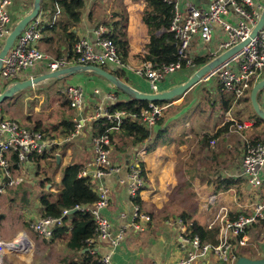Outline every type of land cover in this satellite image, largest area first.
I'll return each instance as SVG.
<instances>
[{
	"label": "crops",
	"instance_id": "obj_1",
	"mask_svg": "<svg viewBox=\"0 0 264 264\" xmlns=\"http://www.w3.org/2000/svg\"><path fill=\"white\" fill-rule=\"evenodd\" d=\"M33 3L34 0H13L9 6L12 24L30 12ZM183 5L184 7L189 5L206 7L208 0H184ZM147 6L146 0H86L82 21L78 27H73L71 30L79 38L85 37L95 42V30L100 25L105 24L108 34L120 38V41H118L125 51L124 63L126 65L120 67L109 63L104 68L140 91L155 92L149 80L145 76L136 73V69L140 66L143 58H145L146 46L150 37L149 26L145 21ZM124 11L127 12L128 21L127 26L122 29L116 17L120 12ZM61 14V8L59 7L58 10L51 0L42 1V8L38 18L42 21L43 29L42 37L38 41V48L52 58L69 57L72 54L65 31L60 26L54 28L55 21L61 17ZM220 37L219 30L215 31L208 46L202 40H197L194 45L195 56L206 55L210 57L211 52L219 53ZM193 71L194 68H187L167 76L159 82L158 91L169 89L182 83L191 76ZM43 73H45L43 69H35L33 71L34 76ZM49 80L67 84L56 99L55 107L49 109V111H55L53 117L48 120L34 118L32 111H25L28 114L27 116L32 115L27 119L35 122L33 129L43 131L55 141L49 155L50 157H48L54 156L55 158L53 159L54 163L48 167V174L53 176V180L42 183V178L40 181L42 193L49 191L56 193L61 189L63 169L68 164L80 163L83 167H88L95 160L93 138L99 131L100 124L95 120L87 119L82 134L73 138H69L73 129L69 130V124H73L74 127L76 118L79 120L86 118V115L96 102L115 104L107 100L109 94H114L117 97L116 102L130 99L125 93L118 91L103 76L91 71H82L64 78ZM42 82L32 86L30 94H33L36 98H40L37 85L42 84ZM71 85H81L88 93L86 108L79 114L76 109L71 108L66 94V89ZM213 95L221 97V102L227 112L225 119L205 120L202 126L197 127L207 116H203L202 120L193 121V117L187 118V115L191 111H196V109H200V111L206 110V107L199 108V105L203 103L201 102L203 100L211 103ZM228 96L231 97V100L226 99ZM228 96L223 95L217 79L201 81L185 94L169 102L170 105L166 108L165 115L150 128L152 135L142 141V143L133 144L132 137L123 135L121 130L113 131L115 144L112 160L120 169L113 175L103 179V183L111 190L110 205L103 212L110 219L114 232L124 231V239L115 248L107 240L103 239L93 243L100 255L110 254L116 264H176L178 260L187 257L193 251L191 244L183 240V236H191L193 222H198L207 230L213 231V238L218 241L219 223L211 225V222L222 208H226L229 216L235 218L239 213L250 212L252 210L251 206L264 199V187L257 188L253 186L248 178L243 175V156L239 157V154H234L226 157V154L222 153L220 145L216 149H212L214 147L211 144L207 147V144L203 142L205 135L215 133L227 122L244 121L239 117L237 119L234 118L233 116H236V113L232 116L231 110L233 111L234 104L245 103L247 111L249 106H252L251 100L248 99V94L236 102L233 94L230 93ZM258 98L264 109V90L260 91ZM226 101H231L229 109L226 107ZM5 102L0 104V114H2L1 105ZM203 106L205 105L203 104ZM37 110H39V103L33 109L34 112ZM253 111L254 109L252 111L249 110L248 113L252 114ZM250 117L254 118V115ZM248 120L253 123L250 127L256 129V135L254 136L256 138L264 130V123L256 126L254 119ZM227 134L228 132L223 133L216 138V141L219 142ZM141 150L146 151L143 158L137 154ZM207 150L211 153L215 152V156H217L219 161H221L222 157H226L225 163L227 166L218 168V171H215L214 166L210 164L196 163L194 161L195 156H205ZM10 157L17 175H21V166L29 167L30 170L36 169L35 171H37L38 164L35 159L40 156L34 157L26 164L18 162L14 152L10 153ZM135 157H140L141 159L145 178V187L136 199L130 194L128 181ZM32 161L36 163L35 168H33ZM20 184L0 195V206L2 209V214H0V236L8 242L15 240L21 232H27L23 223L17 225L19 227L17 231L14 233L10 232L7 229L8 225L4 210V204L9 198L7 195L12 191L16 192L21 186ZM213 196L215 197L212 200ZM135 200H138L137 202H139L141 209L150 217V221L143 223L142 230L132 226ZM43 210V205L40 203L37 206L35 205L34 211H31L30 221H32L27 220L25 222V226L29 227L31 231V223L43 214ZM67 215L72 214L68 213ZM62 222L71 228V218L65 221L61 219L60 224ZM60 224L57 223L55 225L54 234L57 225ZM251 227V231H249L250 244L238 247V257L239 255L250 258L264 257V221ZM45 242L49 243L47 253L50 246L56 242L58 243V250L64 246L67 252H60L61 255L58 256L60 260L53 259V262L49 261L48 263L45 259L46 252L43 257L9 253L6 259L9 263L16 260L18 264H43V261H45V264H55L54 262L67 264L70 260H82L84 257L82 254L88 251V248H86L80 252H75L66 246L64 239H54V236ZM242 248L251 250L253 254L248 252L240 254ZM193 264L225 263L210 254L197 259Z\"/></svg>",
	"mask_w": 264,
	"mask_h": 264
},
{
	"label": "built area",
	"instance_id": "obj_2",
	"mask_svg": "<svg viewBox=\"0 0 264 264\" xmlns=\"http://www.w3.org/2000/svg\"><path fill=\"white\" fill-rule=\"evenodd\" d=\"M13 0H0V51L5 40L12 30V18L9 6ZM172 6L173 16L169 31L177 40L178 60L170 64L158 65L156 62L143 58L136 73L145 76L155 92L159 82L167 76L185 68H195L194 45L202 40L206 46L211 42L215 31L220 32V52H211L214 58L221 52L228 50L241 40L245 39L258 22L264 8V0H208V5L184 7V0H165ZM42 21L38 17L33 19L17 37L14 45L6 55L0 70V89L11 86L18 80L34 77L35 69L52 72L69 65H97L105 66L112 63L120 67L126 64L118 44L108 36L107 26L100 25L95 30V42L81 37L73 47V56L52 58L38 48V41L42 37ZM212 59V58H211ZM264 77V27L259 34L242 50L224 61L217 68L208 73L202 81L217 79L221 91L234 95V101L245 97L252 80L256 82ZM71 108L78 114L85 110L88 93L81 85H71L66 89ZM114 94L107 96L108 101L116 102ZM167 103L150 102L139 112H129L124 109H112L111 104L96 102L86 115V118L75 119V124L69 138L82 134L87 119L95 120L98 124L107 123L106 129L99 128L94 135L93 145L95 160L88 167L79 172L80 177H89L94 182V189L98 199L92 205L77 206L75 208L90 212L96 222V234L91 243L100 239L107 240L113 248L124 239V231L114 232L110 219L104 210L110 205L111 190L103 183V179L119 171V166L112 160L114 138L112 130L119 131L127 118L140 120L147 128L155 125L164 115ZM237 121H233L235 125ZM242 123V122H241ZM240 128L249 125L244 122ZM54 139L38 129H29L18 120L0 114V195L8 189L24 181L22 175H17L13 168L10 153L14 152L21 164L30 162L36 156H49L54 146ZM216 141H211V146ZM145 150L137 154L143 158ZM243 175L257 188L264 187V142L261 140H247L242 158ZM131 196L136 199L145 187L144 167L140 157H135L128 177ZM215 196L211 199L213 200ZM69 210L63 212L68 214ZM133 228L142 230L143 223L150 221L149 215L141 209L135 200L133 214ZM264 221V199L252 206L250 212H242L231 218L226 208L212 220L211 225L219 223V240L216 244L203 242L198 236H183V240L193 247L187 257L176 264H193L197 259L210 254L216 256L225 264H235L238 259V247L249 244V230L251 226ZM61 218L41 215L31 224L33 233L41 240L46 241L54 236L56 224ZM145 224V223H144ZM21 232L13 241H6L0 236V264H10L6 258L9 253L28 254L34 250V244L27 235L30 246L20 244ZM92 252H96L92 250ZM101 264H116L110 254L100 255Z\"/></svg>",
	"mask_w": 264,
	"mask_h": 264
},
{
	"label": "trees",
	"instance_id": "obj_3",
	"mask_svg": "<svg viewBox=\"0 0 264 264\" xmlns=\"http://www.w3.org/2000/svg\"><path fill=\"white\" fill-rule=\"evenodd\" d=\"M147 9L145 15V21L149 26L150 37L147 44V52L145 58L156 62L158 65L170 64L178 60L177 54V40L174 34L169 31L171 24V19L173 16L172 6L169 5L165 0H146ZM53 5L59 10H62L61 17L55 21L54 28L60 26V28L65 31L67 36V41L69 42L70 51L73 56L74 44L80 39L79 36L71 30L73 27H78L82 21L83 11L86 6V0H51ZM107 23V22H104ZM53 28V29H54ZM43 26L41 28V31ZM160 30V31H159ZM115 40L119 45L122 53V59L125 61V51L123 46L119 43L120 38L113 35L107 34ZM117 38V39H116ZM119 40V41H118ZM123 49V50H122ZM59 58V57H57ZM195 68L200 67L206 62L210 61L209 56H195ZM187 68L183 67V71ZM179 72V71H178ZM177 73V72H176ZM256 80H252L250 88L248 90V99H250V93ZM169 101H157V103H167ZM149 101L136 100L130 98L129 100L117 101L115 104L111 105L112 109H124L129 112H139L142 108L149 105ZM226 107L229 109L231 107V101H226ZM255 125L259 126L264 123L258 115L254 116ZM233 122H227L222 128L217 130L213 134H207L203 138V142L210 146L211 141L215 140L223 133L230 131V126ZM109 124H100V128L106 129ZM69 130L73 128V124H69ZM120 130L123 135L127 137H132L133 144L142 143L146 138L152 135L150 128H147L140 120L127 118L124 120ZM119 130V131H120ZM112 130L111 134L113 135ZM252 140H261L264 142V130L261 131L256 138ZM251 140V141H252ZM40 156L35 159L38 164L39 173L43 174L42 183L45 181H52L53 176L49 175L46 170L41 167L44 161L48 167H50L54 162V156ZM51 161V162H50ZM83 166L80 163H70L64 167L61 179V189L54 192H46L40 196V203L43 205L44 216H52L55 218H61L62 221L68 218L72 219L71 228L66 226L64 222L57 225L55 230L54 239H64L66 241V246L75 251L80 252L83 249L88 248V251L84 252L82 260H70L67 264H101L100 254L96 251L93 243L90 242L91 239L95 237L96 234V222L94 216L85 210L79 209L72 215H64L65 210L74 209L77 206L92 205L98 199V193L94 189V182L89 177H80L79 172L82 170ZM43 170V171H42ZM138 201V200H137ZM191 236L198 235L203 242H213L216 244L218 241L214 240V232L207 230L205 227L200 225L198 222H193L191 226ZM95 250L96 252H92ZM244 256V255H239Z\"/></svg>",
	"mask_w": 264,
	"mask_h": 264
},
{
	"label": "rangeland",
	"instance_id": "obj_4",
	"mask_svg": "<svg viewBox=\"0 0 264 264\" xmlns=\"http://www.w3.org/2000/svg\"><path fill=\"white\" fill-rule=\"evenodd\" d=\"M116 20L120 26V28L124 29V27L127 26L128 16L127 12H120ZM14 23L12 25H15ZM213 58L210 56V59ZM196 69V68H194ZM53 80V79H51ZM45 82V83H44ZM67 86L64 82L59 81H50L45 80L42 82V84L37 85L38 87V94H40V98H36L33 96V94H30L32 91V87H29L23 91H21L19 94H17L15 97H13L10 100H7L3 105H1L2 109V115L5 117H10L18 120L23 126L33 129L35 127V122L29 121L27 118L31 117L32 115L34 118H43L44 120H48L53 117L54 110L49 111L51 107H55L56 105V99L58 98L61 91L65 89ZM1 92V89H0ZM207 93V92H206ZM203 94V93H202ZM230 93L224 91L223 95L228 96ZM206 97V94H205ZM212 102L209 103L208 101H201L203 102L201 105H199V108H205L206 110L200 111V109H196L194 112H190L189 115H187V118L193 117V121L202 120L203 116H207L206 119H203L197 127L202 126L205 123V120H216L219 118L220 120L225 119L226 116V109L224 108V105L221 102L220 96H214L212 97ZM207 99V98H205ZM227 100H231V97L228 96L226 98ZM39 103V110L36 112L33 111L34 106ZM203 104L205 106H203ZM249 110L252 111L253 107L250 105ZM249 110L247 111V105L245 103L240 104H234L233 111L231 110L232 116L236 113V116H233L234 118H241L244 120L242 123L246 122L249 127L247 128H240L239 124H242L240 121H237L235 125L230 126V131L228 134L224 137H222L219 142L216 141V144L212 145V149H216L217 146L221 147L222 153L226 154L227 156H232L234 154H239V157L243 156L245 151V145L247 140H252L254 136L256 135L255 130L252 129L251 124L252 122H249L248 119H253L250 117L251 115H256L255 111L252 112V114H249ZM28 111H32V115L27 116L28 114L25 113ZM226 157H222L221 161L218 160L217 156H215V152L211 153L209 150H207V153L205 156L199 155L195 156L194 161L196 163L199 162V164H210L214 166L215 171H218V168H224L226 165ZM33 162V168L36 167V163ZM41 167L43 170H47L48 173V165L43 161L41 164ZM36 170V169H35ZM30 170L29 167L21 166L20 174L25 178L24 181L21 182V186L15 191L10 192L7 196V202L4 204V210H5V216H6V223L8 225V230L12 233L17 231L19 227L18 224L23 223L24 228L29 233L28 236H30L31 240L34 244V250L33 252H27L31 256H45L47 253V249L49 247V243H46L45 241H41L38 239L33 231L29 229V227L25 226V222L28 220L30 221V216H32L31 211L35 210V205L37 206L40 204V196L44 193H42V188L40 186V181L42 180L43 174L39 173L38 168L37 171ZM42 170V171H43ZM50 170V169H49ZM39 173V174H38ZM253 205V204H252ZM252 207V206H251ZM1 206H0V214L1 212ZM205 219L204 217H202ZM36 220V219H35ZM34 220V221H35ZM32 221V220H31ZM30 221V222H31ZM252 228V227H251ZM250 228V229H251ZM251 231V230H249ZM23 237H25L24 234H21ZM21 237V236H20ZM25 239L28 241V239L25 237ZM251 241V239H250ZM250 244V242H249ZM51 248V249H50ZM49 251L47 255L45 256V259L47 263L49 261L53 262V259L60 260L58 256H60V252H67L66 248L63 246L60 250H58V243L56 242L52 246H50ZM46 252V253H45ZM250 253L253 254L251 250H245L242 248L240 250V254L242 253ZM45 253V254H44ZM44 254V255H43ZM42 259V258H41ZM7 260V259H6ZM8 262V261H7ZM12 264H18V262L15 260L14 262L11 261ZM10 263V264H11ZM57 264V262H54ZM39 264V263H38ZM43 264H45V261H43Z\"/></svg>",
	"mask_w": 264,
	"mask_h": 264
},
{
	"label": "water",
	"instance_id": "obj_5",
	"mask_svg": "<svg viewBox=\"0 0 264 264\" xmlns=\"http://www.w3.org/2000/svg\"><path fill=\"white\" fill-rule=\"evenodd\" d=\"M42 1L43 0H34L31 11L25 14L13 26L11 32L9 33V35L5 40L2 50L0 51V70L2 68L4 58L6 57L12 46L14 45V42L16 41L17 37L23 32L26 26L33 19L39 16L40 10L42 8ZM263 27H264V8L262 10L258 22L256 23L250 34L245 39L241 40L240 42H238L228 50L221 52L218 56L210 59V61L206 62L200 67L194 69V71L192 72L191 76L188 79L169 89H165L157 92H143L135 88L128 82L124 81L114 73H111L103 66L74 64L58 69L56 71L45 72L43 74L31 78L18 80L14 82L11 86L5 88L2 92H0V104L12 98L18 92L26 88L32 87L36 84H39L42 81L53 78L56 79L64 78L82 71H91L95 74L103 76L109 83L114 85L118 91L125 93L127 96H129L132 99L145 100L149 102L173 100L174 98L185 94L192 87L199 84L208 73H210L220 64H222L224 61H226L227 59L238 53L240 50H242L259 34V32L263 29ZM262 90H264V77L258 80L257 82H255L250 93V100L255 113L262 120H264V109L261 106L258 98L259 93ZM77 211H78L77 208L71 209L69 210V214H73ZM235 264H264V257L250 258L248 256H240L238 257Z\"/></svg>",
	"mask_w": 264,
	"mask_h": 264
},
{
	"label": "bare ground",
	"instance_id": "obj_6",
	"mask_svg": "<svg viewBox=\"0 0 264 264\" xmlns=\"http://www.w3.org/2000/svg\"><path fill=\"white\" fill-rule=\"evenodd\" d=\"M25 235V234H24ZM25 237L28 239V237H27V235H25ZM25 237H23L22 235H21V237H20V244L21 245H23L24 247H22V248H25V247H29L30 246V244H29V240L27 241L26 239H25ZM27 252H29V249H27L26 250Z\"/></svg>",
	"mask_w": 264,
	"mask_h": 264
}]
</instances>
